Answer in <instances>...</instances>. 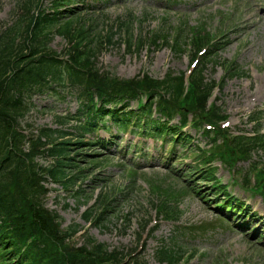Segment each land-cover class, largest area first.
Wrapping results in <instances>:
<instances>
[{"label":"rangeland","instance_id":"374dc122","mask_svg":"<svg viewBox=\"0 0 264 264\" xmlns=\"http://www.w3.org/2000/svg\"><path fill=\"white\" fill-rule=\"evenodd\" d=\"M33 1L37 8L39 0ZM22 2L0 0V27L11 20L14 10ZM50 5L51 0H42L40 10L48 11ZM201 28H207L212 37L219 38L216 54L220 63L208 66L207 77L222 81L226 67L232 63L243 72L226 77L224 86L216 89L211 98V102L214 101L228 116L224 127L230 135L225 142L221 137L218 144L221 149L225 147L231 152L228 144L232 137L251 138L259 133L260 139H264V0H112L105 9L84 11L69 35L56 34L50 47L62 52L79 42L96 51L98 66L104 72L123 78L140 73L162 78L168 70L176 73L188 71L191 56L178 54L165 43L152 47V38L158 35L157 39H162L165 34L172 39L178 32L183 37ZM132 37L146 41L145 46L128 52L127 43ZM78 96L79 89L74 86H58L56 91L34 95L29 100L31 109L21 126L26 129L30 126L31 129L68 128L59 122V117L76 111ZM191 132L198 139L196 144L209 149L211 142L206 137ZM101 135L107 136L105 133ZM136 140L138 137L129 134L128 139L117 142L115 147L123 151L117 155L113 149L98 148L84 151L102 154L89 155L86 159L80 157L84 161H104L83 187L91 203L99 199V205L108 202V205L115 206L114 212L106 213L107 221H99L101 224H86L82 216L86 207L81 205L78 209L72 198L66 199L60 186L51 181L48 183L52 190L45 200L46 207L62 217L63 227L82 225L90 236L111 249L128 252L137 247V252L149 264H163L154 255L162 241L182 246L185 259L180 264H264V237L258 242L259 234H246L250 231L247 220L242 219L244 226L238 229L233 215L228 219L234 223L218 217L213 206L223 195L216 197L218 200L203 202L204 198L214 197V190L204 181L197 182L196 178L190 182L194 185H188L185 178L176 173L175 169L191 179L186 170L196 163V154L180 155L177 161L172 158L167 162L168 146L161 151V142L156 145L152 139L145 143L140 139L145 152L141 156L133 147ZM129 142L131 148L125 151L123 146ZM256 146L250 160L233 157L234 168L215 158H212L211 167L220 183L228 185L227 190L234 196L249 199L251 195L247 204L252 211L263 216L259 226L264 230V200L250 189L256 183L259 187L263 183L258 182L257 177L264 170V146ZM39 162L47 165L50 159H39ZM247 172L251 175L247 187L250 192L242 185ZM198 189L200 195L197 196ZM117 216H130L131 222H120ZM153 225H157V230L152 234L149 229ZM67 243L80 247L83 240L75 238Z\"/></svg>","mask_w":264,"mask_h":264},{"label":"trees","instance_id":"16d2710c","mask_svg":"<svg viewBox=\"0 0 264 264\" xmlns=\"http://www.w3.org/2000/svg\"><path fill=\"white\" fill-rule=\"evenodd\" d=\"M76 1L52 0L50 12L35 15L31 14L34 1L26 0L19 6L14 22L0 30V264H120L118 251H109L91 238L79 249L66 246L65 240L73 237L79 227L61 228L59 216L44 206L49 190L43 182L51 178L78 203L86 202L89 198L83 187H77V183L89 176L79 158L88 155L80 148L95 147L96 143L85 141L86 135H94L99 129L109 131V120L119 131L130 129L145 138L158 139L168 130L178 134L170 125L163 127L160 117H154L152 101L157 97L163 118L178 114L176 104L184 118L185 111L194 110L212 121L219 116L216 105L207 108L215 88V82H208L204 75V64L212 58L210 52L203 58L201 69L193 72L186 97L183 75L169 73L162 81L148 76L132 80L113 78L94 66V52L82 49L79 42L69 49L67 61L57 58L49 50V44L55 32L69 35L73 17L82 9L72 5ZM182 45L177 39L176 50L182 51ZM133 46L130 40L128 50ZM193 48L201 50L195 43ZM66 81L80 89L81 106L77 113L61 119V122L73 120V131L43 128L38 135L20 132L22 118L30 110L27 99L52 89V82L64 85ZM142 90L148 92V102L129 109L130 102L138 99ZM195 128L201 130L199 125ZM70 135L73 137L67 138ZM256 144V139L248 143L243 139L233 140L229 148L231 152L236 149L249 155ZM41 157H51L50 166L37 163ZM94 209L91 207L86 212V220H90ZM157 257L162 262L177 264L180 253L164 245L157 251ZM132 264L144 263L136 259Z\"/></svg>","mask_w":264,"mask_h":264}]
</instances>
